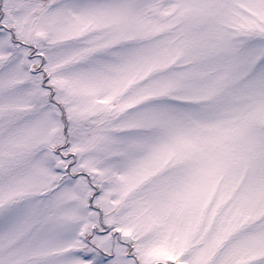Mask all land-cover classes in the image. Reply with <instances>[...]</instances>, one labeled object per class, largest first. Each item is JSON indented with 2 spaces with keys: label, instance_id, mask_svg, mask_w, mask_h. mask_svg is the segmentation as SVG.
<instances>
[{
  "label": "snow or ice",
  "instance_id": "obj_1",
  "mask_svg": "<svg viewBox=\"0 0 264 264\" xmlns=\"http://www.w3.org/2000/svg\"><path fill=\"white\" fill-rule=\"evenodd\" d=\"M0 264H264V0H0Z\"/></svg>",
  "mask_w": 264,
  "mask_h": 264
}]
</instances>
